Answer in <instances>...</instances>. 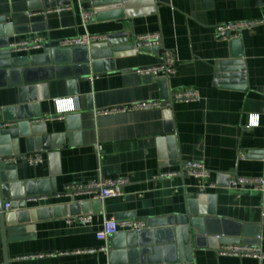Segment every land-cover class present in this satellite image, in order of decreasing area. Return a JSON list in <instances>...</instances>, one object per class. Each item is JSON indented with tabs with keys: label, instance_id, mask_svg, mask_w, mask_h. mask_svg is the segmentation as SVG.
Here are the masks:
<instances>
[{
	"label": "crops",
	"instance_id": "crops-1",
	"mask_svg": "<svg viewBox=\"0 0 264 264\" xmlns=\"http://www.w3.org/2000/svg\"><path fill=\"white\" fill-rule=\"evenodd\" d=\"M46 2L45 7L44 0H0V15L11 31L8 44L42 36L44 49L84 33L108 35L123 30L131 43L138 35L159 32L161 49L173 52L174 73L163 84L136 71L159 63L161 49L113 57L112 69L90 73L84 79L77 80L82 77L81 70L72 65L27 72V80L37 82L39 88L37 99L30 103L38 105L40 116L15 119L18 136L0 144V149L6 148L4 155L15 156L17 181L53 179L58 193L67 185L88 184L98 175L121 177L127 182L120 195L102 202L85 193L28 202L27 209L35 215L29 232L34 236L7 243L9 264L121 263L119 252L123 249L118 246L124 243V235L106 241L95 237L104 219L183 215L189 202L199 195H205L204 200L195 201L192 207L197 213L204 212V216L198 214L199 222L212 238L209 241L203 236L190 264H264V196L250 187L228 186L230 176L254 178L264 174V23L240 33L244 82H215L218 62L229 58V45L214 36L217 24L264 19V0H154L151 9L146 0H131L130 15L93 18L88 23H83L80 10H92L89 2ZM42 49L13 54L32 57L40 55ZM42 60L34 57L35 62ZM19 77H10L12 84L0 78V110L7 109V117L14 116L11 107L18 104L13 83ZM187 88L196 89L200 99L174 102L168 117L167 109L95 113L142 100H164L174 91ZM68 98H76L75 110L65 111L60 119L42 120L55 113L56 100ZM250 115L258 116L257 126L247 127ZM38 135L48 136V147L31 151L42 155V162L32 166L20 156L31 153L26 138ZM168 135L175 139L174 159L168 157ZM189 162L201 163L210 172L208 181L213 188L200 190V181L183 171ZM172 172L177 174L163 175ZM24 190L21 186L17 192ZM17 192L3 197L2 205ZM69 202H89L92 223L69 225L65 218L51 216L50 207ZM217 235L222 241L213 238ZM244 241L256 245L263 257L217 253L223 244ZM176 255L174 244H158L148 253H133L130 259L132 264H179L173 262Z\"/></svg>",
	"mask_w": 264,
	"mask_h": 264
},
{
	"label": "water",
	"instance_id": "water-1",
	"mask_svg": "<svg viewBox=\"0 0 264 264\" xmlns=\"http://www.w3.org/2000/svg\"><path fill=\"white\" fill-rule=\"evenodd\" d=\"M89 2L91 9L95 12L96 20L118 19L125 15H130L132 11H128L131 7L130 0H80ZM164 1V0H160ZM167 1V0H165ZM45 7L48 6L46 0ZM11 31L6 24V19L0 15V78H5V81L13 75H20L18 81L13 83L17 89L18 104L11 107L14 112L13 117H7V109L0 110V120L14 121L27 120L38 118L40 110L37 104H31L37 99L36 87L37 82L28 81L26 78L27 72L34 68H49L51 65L62 66L72 65L81 70L84 79L90 73H100L104 70L112 69L113 57L135 53L133 45L128 41L127 31H119L108 34L106 42L93 43L89 46L76 47H58L44 48L40 55L37 56H17L14 55L8 48V37ZM229 58L218 62L215 82L217 83H236L244 82V68L242 67V51L240 39H232L228 41ZM161 49V46L142 49L141 51H156ZM34 57H42V61H34ZM54 68V67H53ZM60 68V67H59ZM58 70V68H57ZM57 76V75H56ZM45 79H40L41 83ZM52 79V76L49 78ZM161 83L166 82V78H158ZM11 82H9L10 84ZM12 84V83H11ZM44 86V85H43ZM170 111L167 109L165 115L168 117ZM20 132L19 128L13 127L0 130V144L3 146L8 138H16ZM48 136L27 137V150H39L47 148ZM168 144V157L174 159L176 157L175 139L173 136L166 137ZM0 155L7 154L6 148L1 147ZM174 161V160H173ZM24 186V193H19V187ZM10 192H17L15 197L9 201L10 212H4L2 208L3 197L7 198ZM53 179H38L37 181H26L20 183L17 181L16 173L13 164H3L0 162V264H9V259L6 253V245L8 242H15L25 238L33 237L29 232L33 229L31 221L35 220L34 212H29L27 203L37 198L42 197H57ZM205 195H199L197 200L202 202ZM189 202L187 210L183 215H170L159 218H149L147 228L140 231L118 232L110 237H115L119 234L124 235V243L118 247L122 255L121 263L112 264H132L131 255L137 251L141 254L148 253L151 247L158 244H174L177 255L174 263L190 264L192 261L195 248L200 247L201 241L209 235L205 227L200 224V215L204 212L197 213L192 207L194 202ZM89 202H69L56 204L50 207L51 216L54 218H69L79 214L91 212ZM94 206V205H93ZM94 210V207H92ZM204 216V215H203ZM217 241H222L221 236L217 235ZM212 237H207L210 241ZM238 240H235L237 242ZM250 243L251 241H244ZM116 248V247H115ZM112 253H109L111 255Z\"/></svg>",
	"mask_w": 264,
	"mask_h": 264
},
{
	"label": "built area",
	"instance_id": "built-area-1",
	"mask_svg": "<svg viewBox=\"0 0 264 264\" xmlns=\"http://www.w3.org/2000/svg\"><path fill=\"white\" fill-rule=\"evenodd\" d=\"M131 1V0H130ZM152 1V2H151ZM150 4V9L153 7L154 0H146V3ZM149 5V4H148ZM129 7L128 11H132ZM146 10H150L145 7ZM143 9L142 11H144ZM139 10V9H138ZM137 10V11H138ZM95 12L93 10L81 9L80 16L83 23H88L94 18ZM264 23V19L255 21H237L226 22L217 24L214 27V36L218 41H230L232 39L239 38L243 29L254 27L258 24ZM107 34L96 33L88 34L84 33L78 36L64 38L58 41V47H76V46H89L93 43L106 42L108 40ZM45 39L42 36H36L29 41H21L9 44L8 48L12 53L20 51H35L41 50L44 47ZM135 52H139L142 49L151 48L154 46H161V34L159 32L145 33L138 35L132 42ZM136 71L143 75H150L156 78H167L174 73V55L169 49H161V61L157 64L139 67ZM200 99V94L196 89H178L170 94L164 100L150 99L142 100L135 103L108 107L103 109H97L95 113L97 115H106L113 113H124L139 110H151L159 109L165 110L175 102H193ZM55 104L57 109L53 115L43 116V121L60 119L63 117L65 111H73L76 107V98H68L63 100H56ZM18 121H5L0 120V130L16 127ZM258 125V116L250 115L247 119V127H254ZM29 165H38L42 162V155L40 152H31L20 156ZM15 159L14 155H0V162L3 164H13ZM183 171L189 176H192L200 181V190H206L213 188L214 184L208 181L210 172L201 163H186L183 166ZM176 172L167 173L163 175H175ZM127 182L126 179L121 177H105L98 175L90 183L81 185L73 184L64 187L63 191L58 194L57 198L70 197L76 193L89 194L92 199L97 201H104L106 198L115 197L121 194V187ZM228 186L231 188L237 187H250L252 189L259 190L264 196V174L259 177L248 178L242 176H230L228 178ZM47 197L37 198L44 199ZM36 200V199H34ZM3 211H9V202H5L2 205ZM67 224L78 225H90L93 221V215L91 213L79 214L73 217L65 219ZM147 228V221L145 219L126 217V218H106L102 221L101 226L95 231V237L98 240L106 241L111 235L120 231H140ZM218 237V236H216ZM106 250V248H102ZM217 253L219 255H238V256H250L255 258H262L263 255L260 249L253 244L247 243H230L223 244L218 247Z\"/></svg>",
	"mask_w": 264,
	"mask_h": 264
}]
</instances>
